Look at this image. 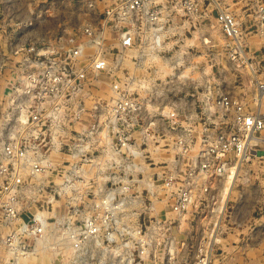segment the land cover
<instances>
[{
	"label": "built area",
	"instance_id": "obj_1",
	"mask_svg": "<svg viewBox=\"0 0 264 264\" xmlns=\"http://www.w3.org/2000/svg\"><path fill=\"white\" fill-rule=\"evenodd\" d=\"M77 3L78 27L0 47V244L14 264L44 250L53 264L170 261L171 214L214 199L213 185L257 156L264 99L209 89L157 102L156 83L137 70L165 51L182 17L202 13L236 59L243 21L225 0ZM257 13L264 24V4ZM257 87L264 97V80ZM207 249L194 264L209 262Z\"/></svg>",
	"mask_w": 264,
	"mask_h": 264
},
{
	"label": "rangeland",
	"instance_id": "obj_2",
	"mask_svg": "<svg viewBox=\"0 0 264 264\" xmlns=\"http://www.w3.org/2000/svg\"><path fill=\"white\" fill-rule=\"evenodd\" d=\"M225 1L231 4V9L243 21L242 55L231 59L224 46L226 40L221 30L211 25L213 17L210 13L206 15L202 13L204 17L200 21L194 17L186 16L182 17V20L177 17L178 20H185V24L178 25L165 39V51L148 63L149 68L137 70L140 72V77L156 83L154 96L157 102H161L160 98L163 102V98L172 100L180 95L189 96V99L194 101V98H191L193 93L195 96L201 95L203 91L208 92L209 89L218 92L230 89L235 92V95L245 99L253 95L257 98L259 94L257 79L264 80V24L261 25L257 10L259 5L264 4V0ZM83 12L77 0H0V47L6 45L7 39H10L11 45L14 46L37 38H53L62 30L67 31L78 27L81 24ZM128 62L133 66L132 62ZM261 98L264 99L262 93L257 99ZM260 148L262 151H258L257 156L245 161L240 168L241 173L245 170V173H242L244 176H252L251 181L253 178L258 180L248 185L239 180L234 186L236 190L234 193L239 194L251 189V194L257 196L256 200L264 198V180L259 183L255 168L247 169L244 166L248 163L264 161V144L259 147V150ZM155 154L157 151L153 153L154 156ZM259 168L260 166H257V170ZM153 170L151 165L147 166L143 174ZM234 173V176L224 179L223 189L220 183L213 185L211 194H215L214 199L199 200L180 216L171 214L177 245L175 253L170 261L162 263L158 259L154 264H194L199 245L208 247L209 262L207 264H225L221 262V257L218 255L220 249L214 242L219 240L217 225L238 176L239 168ZM143 176L139 175L140 178ZM136 186L146 197L144 183H136ZM57 205H59L57 208L59 213L66 210L68 203L60 198ZM158 206L161 207V204ZM215 207L217 210L214 209ZM31 209H35L33 205ZM242 211H249V208L245 209L242 205ZM253 215L256 218L259 217L257 209L253 211ZM51 220H56L55 215ZM233 220L237 221L233 222ZM236 222H239L240 226L244 224L242 220L231 216V226H236ZM212 228H214L213 232ZM210 232H212L211 236ZM36 255L26 256L18 264H53L55 255L51 251L44 250ZM12 261L10 256L7 258L0 244V264H14Z\"/></svg>",
	"mask_w": 264,
	"mask_h": 264
},
{
	"label": "crops",
	"instance_id": "obj_3",
	"mask_svg": "<svg viewBox=\"0 0 264 264\" xmlns=\"http://www.w3.org/2000/svg\"><path fill=\"white\" fill-rule=\"evenodd\" d=\"M229 90L225 91L235 93L233 90ZM259 151H262V149L260 148ZM257 166H260L259 170H257ZM244 167L247 169L255 168L259 183L264 180V175H262L264 173V161H258L255 164L248 163ZM240 173L241 170H239L221 214L217 225L219 240L215 241L214 244H218L216 246L220 249L218 255L221 257L222 263L264 264V198L261 197L256 200L257 196L251 194V189L249 191L244 190L240 194L234 193L236 191L234 186L237 181L240 180L248 185L258 180L253 178V181H251L252 176H244L242 173H245V170ZM250 174L252 175V173ZM258 188L262 190L261 187ZM242 205L245 209L248 207L249 211H242ZM256 209L260 214L257 218L253 215V211ZM231 216L234 219L242 220L244 224L240 226V223L236 222L235 224L238 226H231ZM235 221L237 220H233V222Z\"/></svg>",
	"mask_w": 264,
	"mask_h": 264
},
{
	"label": "bare ground",
	"instance_id": "obj_4",
	"mask_svg": "<svg viewBox=\"0 0 264 264\" xmlns=\"http://www.w3.org/2000/svg\"><path fill=\"white\" fill-rule=\"evenodd\" d=\"M258 89H259V88H258ZM258 93H259V94H257V98H260L261 91L259 90ZM234 174H235V173H234ZM234 174H231V176H234ZM231 176L227 177L226 179L230 178ZM222 189H223V185H222ZM217 207H219V206H217ZM217 207H215L214 209L217 210ZM24 258H25V257H24ZM24 258H22V259H24Z\"/></svg>",
	"mask_w": 264,
	"mask_h": 264
}]
</instances>
